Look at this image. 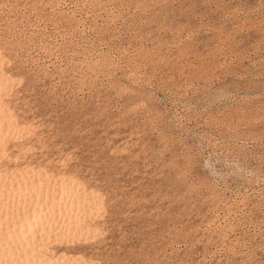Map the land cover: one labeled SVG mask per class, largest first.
Wrapping results in <instances>:
<instances>
[{"label":"rangeland","instance_id":"rangeland-1","mask_svg":"<svg viewBox=\"0 0 264 264\" xmlns=\"http://www.w3.org/2000/svg\"><path fill=\"white\" fill-rule=\"evenodd\" d=\"M0 71V172L96 195L46 256L264 264V0H0Z\"/></svg>","mask_w":264,"mask_h":264},{"label":"bare ground","instance_id":"bare-ground-1","mask_svg":"<svg viewBox=\"0 0 264 264\" xmlns=\"http://www.w3.org/2000/svg\"><path fill=\"white\" fill-rule=\"evenodd\" d=\"M11 81L10 76L0 77V149L3 143L2 136L18 128L14 127L15 121L9 110L4 107L1 97L6 88L10 87ZM53 177L41 168L35 169L32 166L0 172V210L8 209L5 213L0 212V264H88L83 258L73 254L60 252L57 256H46L47 252L45 253L43 246L45 228L48 232L54 228L53 226L50 228L51 224L47 227L48 223L64 216V219L73 216V220L69 218L70 222L76 223L74 219L77 214L91 213L97 208V203L94 202L96 195L93 191L86 190L74 178L62 175ZM14 202L19 206L15 203L18 206L15 207ZM7 206L9 208L6 209ZM49 219L52 220L48 222ZM72 226L70 224L69 227Z\"/></svg>","mask_w":264,"mask_h":264}]
</instances>
